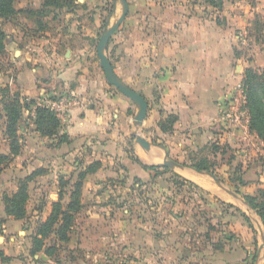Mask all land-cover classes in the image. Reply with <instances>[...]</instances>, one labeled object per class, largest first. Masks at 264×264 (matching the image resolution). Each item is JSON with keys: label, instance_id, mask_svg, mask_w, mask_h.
I'll return each mask as SVG.
<instances>
[{"label": "crops", "instance_id": "0c3cea01", "mask_svg": "<svg viewBox=\"0 0 264 264\" xmlns=\"http://www.w3.org/2000/svg\"><path fill=\"white\" fill-rule=\"evenodd\" d=\"M18 1L17 9L42 3ZM253 2L230 0L216 10L204 0H126L127 13L104 51L114 74L147 102L139 135L150 142L148 150L135 140L136 104L107 82L93 48L121 15L120 0H76L75 10L57 14L59 26L52 30L21 25L22 12L8 19L10 63L0 70V84L51 108L61 123L58 134L67 136L53 144L27 120L31 130L21 152L23 160L32 157L26 168L20 163V178L42 167L39 175L50 179L75 180L84 172L73 226L79 230L61 246L72 264L83 257L89 264L100 258L106 259L102 264H264V223L244 199L264 189V143L246 132L244 119L226 117L235 106L237 85L243 86L232 23L264 9V0ZM252 57L251 66L264 71V42ZM169 115L175 116L171 124ZM164 157L182 168L161 165ZM204 160L208 170L193 165ZM212 160L221 162V171ZM93 163L96 168L86 171ZM142 165L160 167L152 171ZM124 171L148 182L138 187L153 195L152 204L144 195L135 207L123 197L114 202L115 189L104 182ZM175 175L185 183L176 191L181 195L159 202L163 192L172 194ZM58 191H51L49 202L58 199ZM1 207L0 252L10 259L0 258V264H29L40 257L42 264H56L43 251L30 253L32 233L24 220L7 216Z\"/></svg>", "mask_w": 264, "mask_h": 264}, {"label": "trees", "instance_id": "16d2710c", "mask_svg": "<svg viewBox=\"0 0 264 264\" xmlns=\"http://www.w3.org/2000/svg\"><path fill=\"white\" fill-rule=\"evenodd\" d=\"M204 2L216 10H221L223 0H204ZM17 0H0V19H10L20 12L27 15L32 14L37 17L57 18V14L65 10L70 12L76 9L78 5L76 0H42L37 9H17ZM258 15L256 16V18ZM38 24L41 25L39 19ZM257 23V22H256ZM43 23L41 29L46 28ZM40 29V28H39ZM5 33L0 29V54L5 52V43L2 39ZM258 38V37H257ZM257 40V39H256ZM234 47V55L237 53ZM243 90L246 96V106L250 113V128L254 130L257 136L264 141V74L252 66H248L243 74ZM34 105L33 124L35 130L41 135L47 137H56L58 142L67 140L66 134H58L61 127L59 118L55 112L42 105H35L34 100L22 97L16 93H11L8 86L0 88V117L4 118L3 129L8 140V152L0 153V169L7 167L22 150V142L18 135V124L22 117L23 110H30ZM175 121L174 115H169L167 123ZM198 169L208 170L210 165L207 161L193 164ZM144 169L156 170L160 166L142 165ZM96 168L95 163L87 167L86 171ZM43 169H37L29 176L19 179L18 187L12 194L3 196L4 212L17 220H23L26 216V203L29 199L28 183L37 174L42 173ZM84 172L78 175L77 181L70 183L63 177L59 178L60 187L58 199L51 203V210L43 221H39L34 234L32 235L31 254L43 251L47 256L55 257L58 250L70 240L72 229L75 223L76 214L81 209V187ZM70 189L66 191L67 185ZM67 195V201L63 199ZM245 201L256 212L261 221L264 223V189L259 188L253 195H245ZM2 261H8L10 258L0 252Z\"/></svg>", "mask_w": 264, "mask_h": 264}, {"label": "rangeland", "instance_id": "374dc122", "mask_svg": "<svg viewBox=\"0 0 264 264\" xmlns=\"http://www.w3.org/2000/svg\"><path fill=\"white\" fill-rule=\"evenodd\" d=\"M229 1L230 0H223V3L225 4L226 2H229ZM252 1L253 0H245L244 4L252 5V4H254V2L252 3ZM17 3H19L18 0H17ZM17 3H16V5H17ZM77 7L78 6H76V8ZM257 13H258L257 18L254 16H251V18L249 16H247L246 20L242 17L241 19H237L235 22L233 21V23H232V25L234 26L235 35H237V37H238V38H236L235 51L238 54L237 58L241 60L240 61L241 70L239 71V73L242 74V80H243V76H244L243 74H244L245 68L248 66H251V64H252V58H253L252 55L254 54V51L258 47H260V45L264 42V9L259 10ZM21 14H24V15H20L18 17L19 20H17V22L20 23L21 25H25V24L30 25L35 30L36 29L41 30L43 23L46 24L45 26L47 29H51V30H52V28L55 29L57 26H59L56 19L52 18L51 15L49 16L50 18H48V17H44V18L40 17L39 18L36 15H32V14L27 15L24 12ZM25 14H26V19H25ZM20 19H22V21H20ZM38 19L41 22H43L41 25L38 24V21H37ZM9 23H10V21H9ZM9 27H10V25L8 24V20L0 19V29L1 30L4 29L3 31L6 32V33L4 32L5 38L2 39V43H5V41H6V34H8V35L12 34L11 28H9ZM27 29H28V27H27ZM98 39H99V37L94 42L93 48L96 47V45L98 43ZM9 59H10V56H9L7 51L0 54V70L4 69L5 67L6 68L8 67L7 65H8V63H10L8 61ZM255 69H257L259 72L264 74V71L262 69H258V68H255ZM3 86H5V85L0 84V88H3ZM34 103H35V105H38L36 100H34ZM238 103H240V105L245 107V109H246L245 116L241 118V119L245 120L246 132L247 133L251 132V133L255 134V136L257 138H259L257 136L256 132L250 128V113H249V110L246 106V96H245L244 90H243V94L241 96L237 92L236 99H235V107L237 106ZM31 112H33V115H34V105H32V108L30 110H23L22 117L20 118V121L18 124V130L20 131V133H18V132L17 133L19 135V139L22 142V144H24V142L27 141L26 134L28 133L29 129L31 130V128L26 125L27 120L28 121L33 120L32 116H31ZM3 121H4V118L0 117V151H7L8 140H7V137L5 135V130L3 129V124H4ZM140 128L141 127L139 126L138 129L135 130L137 134H141ZM52 139H54V141H53V144H54L55 139H57V138L52 137ZM259 140H261V139L259 138ZM262 142L264 143V141H262ZM258 146L260 147V145H258ZM130 153H131V155L134 156V150L131 147H130ZM23 154L25 156V152L24 153L21 152L19 159L13 160L7 167L0 169V177H4L1 175L2 173H5V176L8 175L9 173H11V174H9L8 179L0 178L1 179L0 183H2V184H0V198H1L0 204H3V207H4L3 196L6 194H9V195L12 194L13 191L15 190L14 187H16V189H17L18 181H19V179H22L20 177L24 174L23 169L20 168V163H22V166H24L26 168L28 158L32 157V154L31 155L27 154V156H26L27 160H23L22 159ZM236 157H237V155H236ZM32 161H33V159H31V162ZM212 161H213V165L219 166L221 164L220 161H218V162L216 160H212ZM217 168L219 171L222 170L221 165ZM42 169H45V168L42 167ZM212 170L215 171V168L212 167ZM219 171H216L217 175H221V173ZM127 173H128V171H124L121 176H119L117 178L107 179L104 182L105 185H108V186L115 189L113 194H110L111 197H115L114 202L115 203H117V201L120 202L122 200L121 197H123L124 198L123 200H126L129 203L132 202V205H130V206L135 207V206H137V202H136L137 199L142 197V195H144L145 198L150 200V204H152L153 195L150 192H147L146 190H145V193H143V191H140V188H139L140 186L146 185L148 182L143 184L137 178H131L129 176V174H127ZM39 174H41V173H39ZM39 174H38V176L33 177L32 181H30L28 183L29 199L26 203V216L23 219L24 220L23 226L24 227L26 226L29 229L28 232H31L32 234L35 232L38 222L43 221L47 217V215L49 214V212L51 210V202H49V201L51 198H53L52 196H54L51 191L55 192L56 189H58L60 187L59 179H56V178L50 179V178H47L45 175H39ZM13 175L15 176L14 179H13ZM170 178L172 179L171 182L173 183L174 190L172 191V194H165V192H163L162 195L159 196V202H161V203L167 202V199H170L172 196L178 197L177 195H179L180 193H177L176 191L183 189L182 187H183V185H185V183L182 181V179H180V177L178 175L171 176ZM3 179H4V182H3ZM69 181H70V183H73V182L77 181V178L75 180L70 179ZM159 181H160V185L167 186V183L163 179H161ZM157 183L158 182L156 181V184ZM128 188H130V190H126ZM53 189H55V190H53ZM69 189H70V184L67 185L66 191H68ZM185 189H190L191 191H194V188H192L191 185H187V188H185ZM123 191H127L126 192L127 194L124 193ZM139 192H141V194ZM182 195H184L183 198H179V199H184V197H186L188 194L184 193ZM156 199H157V196H155V200ZM63 200L64 201L67 200V195L64 197ZM162 207H163L162 210H164V206H162ZM1 210H2V207L0 208V217L2 215ZM164 212L166 213V211H164ZM164 212H162V215L165 214ZM0 220H1V218H0ZM77 222H78V220H77ZM78 230H79L78 226H77V228L74 227V229H72L73 233H71V238L73 236L72 234L76 235L78 233ZM32 234H31V237H32ZM19 236H22V233ZM55 256L56 257H53V259L55 260L54 262L56 264H62L63 261H65L64 264H72V262H73L71 259L72 255L70 253L69 254L63 253L61 248L58 250V252L56 253ZM19 257L22 258V255H20ZM112 259H114V258H112ZM40 260L41 261H34V260L32 261L31 260V261H29V264H38V263L42 264L45 262L41 259V257H40ZM83 260L84 261H80V264H89L88 258L83 257ZM105 260H106L105 258H100L98 263L102 264L103 261H105ZM111 263L116 264V263H113L112 260H111ZM117 264H125V263L124 262H122V263L118 262Z\"/></svg>", "mask_w": 264, "mask_h": 264}, {"label": "water", "instance_id": "95a60500", "mask_svg": "<svg viewBox=\"0 0 264 264\" xmlns=\"http://www.w3.org/2000/svg\"><path fill=\"white\" fill-rule=\"evenodd\" d=\"M120 1L123 7L121 15L118 17V19L115 21L113 25L104 29L103 32L100 34L98 43L96 45V54L99 59L100 66L103 70V73H104V76L107 82L113 87H115L120 93L128 97L130 100H132L136 104L138 111L134 117V123L135 125L139 126L142 124L143 119L146 116L147 102L140 93L131 89L124 83H122V81L114 74L112 70V66L107 56L105 55V51H104L109 38L111 37L113 32L116 30V28L119 26V24L121 23L122 19L124 18L128 10V5L126 3V0H120ZM135 140L142 149L148 150L150 148V145H151L150 142L147 141L143 136L138 134ZM161 165L166 166L171 169H176V168L181 169L182 168V165L180 163L174 160H171V159H167L166 157H164Z\"/></svg>", "mask_w": 264, "mask_h": 264}, {"label": "built area", "instance_id": "2783aa9c", "mask_svg": "<svg viewBox=\"0 0 264 264\" xmlns=\"http://www.w3.org/2000/svg\"><path fill=\"white\" fill-rule=\"evenodd\" d=\"M237 92L241 96L243 94V86L242 84L237 85ZM234 107V108H233ZM246 114L245 107L241 106L240 103L237 106H230V108L226 112V117L229 119L240 120Z\"/></svg>", "mask_w": 264, "mask_h": 264}]
</instances>
